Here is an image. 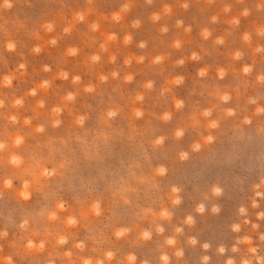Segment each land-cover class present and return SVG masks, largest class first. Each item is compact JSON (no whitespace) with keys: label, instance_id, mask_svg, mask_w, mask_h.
I'll list each match as a JSON object with an SVG mask.
<instances>
[{"label":"rangeland","instance_id":"1","mask_svg":"<svg viewBox=\"0 0 264 264\" xmlns=\"http://www.w3.org/2000/svg\"><path fill=\"white\" fill-rule=\"evenodd\" d=\"M12 3L0 9V143H7L0 150V232L8 233L0 239V256H11L13 264H127L128 255L133 264H164V255L167 264H204V256L207 264L230 258L257 264L248 245L237 241L249 236L255 256L264 257V218L258 216L264 213V113L255 112L264 108V81L258 79L264 77V35L257 34L264 28V0ZM124 4L128 10L113 20ZM245 9L249 15L241 16ZM76 12L85 19L76 21ZM125 36L131 37L127 43ZM37 46L40 51H33ZM245 66L250 73H243ZM5 75L10 86L2 83ZM177 77L179 84L173 83ZM225 93L229 99L220 100ZM110 111L116 115L109 117ZM211 121L217 127L209 129ZM17 136L23 138L19 145ZM12 155L22 160L19 167L9 163ZM5 179L11 180L8 189ZM25 181L27 200L18 196ZM163 211L168 217L160 216ZM68 218L75 223L68 225ZM119 229L127 232L117 237ZM60 236L64 244H57ZM168 239L175 243L167 245ZM29 241L43 250L26 252Z\"/></svg>","mask_w":264,"mask_h":264},{"label":"clouds","instance_id":"2","mask_svg":"<svg viewBox=\"0 0 264 264\" xmlns=\"http://www.w3.org/2000/svg\"><path fill=\"white\" fill-rule=\"evenodd\" d=\"M12 7H13L12 0H0V9L8 10V9H11ZM128 7H129L128 4H124L123 7H122V9L120 10V12L113 13L112 19L115 20V21H119L121 19V12L127 11L128 10ZM185 7H186V5H185ZM228 10H229V7L226 6L225 9H224V11L227 12ZM164 11H165V13H168V12L171 11V8L168 7V6H165ZM240 15L241 16H247V15H249V11L247 9H245L243 12L240 13ZM85 16H86V13L76 12L74 14V19L76 21H83L85 19ZM152 19H154V20L159 19V15L158 14H153ZM215 19H216V17L213 16L212 17V20L215 21ZM231 22L233 24H238L239 23V19L238 18H233V20ZM180 23H181L180 21H177V25H179ZM138 24H139L138 21L134 22L133 23V27H137ZM44 27L47 29V31H51L52 28H53V25H52V23H48V24L44 25ZM91 27L93 28V30H95L96 28L99 27V25L97 23H93L91 25ZM69 30H70L69 28H65V32H68ZM164 31H166V29H164ZM257 34L258 35H264V28L258 29V33ZM204 35H205V37H207L208 35H210V33H208L207 30H205L204 31ZM108 39H110V40L111 39H114V36H109ZM124 39H125V42L127 43L131 39V37L130 36H125ZM243 40L245 42L249 41L250 40V35L248 33H245L243 35ZM51 43L54 44L55 43V40H52ZM141 46H143V45H141ZM177 46H179L178 45V42H177ZM6 48H7L8 51H13L15 49V44L13 42L9 41V42L6 43ZM259 50L260 49H257V51H259ZM33 51L39 52L40 51V47L37 46L36 48L33 49ZM75 51H76L75 49H70L69 50V53L70 54H75ZM239 56H240V53H236V58H239ZM193 58H195V54H193ZM92 59L93 60H98L99 57L98 56H93ZM159 59H161V58L160 57H157V60H159ZM180 63H182V61H180ZM20 67L23 68L24 65L21 64ZM242 71H243L244 74H248V73H250L251 68L249 66H245V67H243ZM204 74H205L204 73V70L202 69L200 71L199 75H204ZM223 74H224L223 73V70H221L220 71L221 77L223 76ZM61 75L64 78L67 77V74L66 73H61ZM113 75H115V73H113ZM101 79H105V78L104 77H101ZM126 79L127 80H131V76L126 77ZM258 79L261 80V81H264V77H259ZM11 80H12V78L10 76L5 75V76L2 77V83H3L4 86H10L11 85ZM74 80H79V77H75ZM181 82H182V77H177L173 81V83H175V84H179ZM44 83H45V85L47 84L46 81ZM148 86L150 87L151 85L149 84ZM87 90L90 91L91 88H89ZM32 94H35V90L32 91ZM72 98H73L72 94H69L68 95V99H72ZM228 99H229V96H228L227 93H225V94H223V95L220 96V100H222V101H227ZM249 102L250 103H255L254 100H250ZM181 103L182 102H180V101H176V106L177 107H180ZM0 104H2V102H0ZM15 104L16 105H19V104H21V101L20 100H16L15 101ZM54 111L58 113L60 110L59 109H54ZM255 112L257 114L264 113V108L257 107L255 109ZM210 113H211V110L210 109H207V110H205L202 113V115L204 117H207V116L210 115ZM134 114L137 117H139V116L142 115V113L140 111H138V110H136ZM232 114H233V112H232L231 109L226 110V115H232ZM115 115H116V112H114V111H110L108 113V116L109 117L115 116ZM83 119H84L83 117H80L77 120V123H83ZM164 119H168V115L167 114H165ZM12 120H15V117H12ZM244 122L245 123H248L250 121H248L246 119ZM25 123H28V121L26 120ZM59 123H60L59 120H56L55 121V124H59ZM207 127L209 129L217 127V121H211V122H209L208 125H207ZM42 130H43L42 128H37V131H42ZM176 135L177 136H180L181 133L180 132H177ZM22 139H23L22 137L17 136L15 138V141H14L15 145L21 144L22 143ZM211 140H212V136L209 135L205 139V143H208ZM159 142L160 141H157V143H159ZM193 147L194 148H199L200 145L199 144H195V145H193ZM6 148H7V143L6 142L5 143H0V150H4ZM185 155L186 154H183L182 153L181 154V158H183ZM9 163H11L14 167H19L22 164V160L20 159V157H18L16 155H12V156H10ZM158 171L160 173H163L164 169L163 168H160ZM262 183H264V181H262ZM3 187L5 189L10 188L11 187V180L10 179H5L3 181ZM173 191H175V189H173ZM213 192H214L215 195H219L220 194V189L219 188H214L213 189ZM256 195H260V193H256ZM18 196L20 198H22V199H25V200H27L29 198V196H30V193H29V183L27 181L24 182L23 187H22V190H20L18 192ZM174 202L178 203V200L177 201H174ZM57 207L58 208L59 207H62V205H58ZM253 207H255V204H253ZM92 211L95 212L96 214H98L99 213V205L98 204H93L92 205ZM198 211H201L202 212L203 211V206H200L198 208ZM212 211L213 212H216V211H218V209L215 208V207H213ZM244 211H245L244 208H241L240 209V212L242 214L244 213ZM168 215L169 214L166 211H163V212L160 213V216L161 217H165L166 218V217H168ZM258 216L261 217V218H264V213H260V214H258ZM50 219H55V213H53L50 216ZM190 221H191V218H189V222ZM66 223L68 225H72V224L75 223V221L72 218H68V220L66 221ZM244 223H248V221H244ZM252 227H253V229H255L257 226L254 224ZM21 228H23V225H21ZM232 230L234 232H238L240 230V225H238V224L232 225ZM157 231L158 232H162L163 229L162 228H158ZM176 231L179 232L180 230L179 229H176ZM126 232H127V229H119V230L116 231L115 235L117 237H120V236H123ZM7 235H8L7 232H0V239H5L7 237ZM141 235H142V238L143 239H148L150 237V233L147 232V231H143ZM259 239L261 241H264V235H261L259 237ZM65 242H66V240H65V238L63 236H60L58 238V240H57V244H64ZM174 243H175V241L173 239L166 240V244L167 245H173ZM189 243L195 244V240H190ZM237 244H246V245H248L247 251L253 255V257L257 261V264H264V257H256L255 256V253H256L257 249L255 247H252V241H251V239H250L249 236H247V235L244 236L241 240H238L237 241ZM43 247H44L43 244L36 245V244H32L31 241H29V243L24 246V250L26 252H28V251L39 252V251H42L43 250ZM76 247L77 248H82L83 245L82 244H77ZM203 247L205 249H207L209 247V245L208 244H204ZM224 251H225V248L223 246H221L218 249V252L219 253H224ZM231 251L232 252H237L238 251V248L235 247V246H233L232 249H231ZM65 255L67 256V255H70V254L69 253H65ZM105 255H106V259L110 260L112 258V256H113V253L112 252H107ZM175 255L177 257H179L180 255H182V253L180 251H177L175 253ZM134 260H135V257L133 255H128L126 257L127 264H133ZM161 260L164 262V264H167L168 257L166 255L161 256ZM208 260H209V257L208 256H204L203 257L204 264H207ZM0 264H13V259H12L11 256H0ZM83 264H101V262L100 261H92V260H84L83 261ZM225 264H236V262L233 259L230 258V259L226 260ZM240 264H253V260L251 258H249V259H242L240 261Z\"/></svg>","mask_w":264,"mask_h":264}]
</instances>
